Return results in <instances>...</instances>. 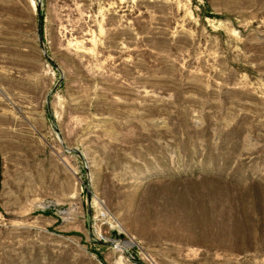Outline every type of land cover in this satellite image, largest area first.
I'll list each match as a JSON object with an SVG mask.
<instances>
[{"label": "rangeland", "instance_id": "rangeland-1", "mask_svg": "<svg viewBox=\"0 0 264 264\" xmlns=\"http://www.w3.org/2000/svg\"><path fill=\"white\" fill-rule=\"evenodd\" d=\"M0 264H264V0H0Z\"/></svg>", "mask_w": 264, "mask_h": 264}, {"label": "trees", "instance_id": "trees-1", "mask_svg": "<svg viewBox=\"0 0 264 264\" xmlns=\"http://www.w3.org/2000/svg\"><path fill=\"white\" fill-rule=\"evenodd\" d=\"M0 184H1V167H0Z\"/></svg>", "mask_w": 264, "mask_h": 264}]
</instances>
